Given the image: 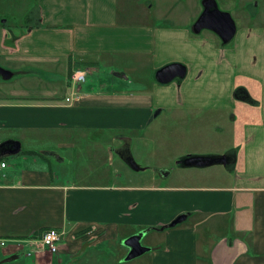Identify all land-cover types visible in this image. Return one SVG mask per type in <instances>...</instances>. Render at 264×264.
Instances as JSON below:
<instances>
[{
    "label": "crops",
    "instance_id": "crops-1",
    "mask_svg": "<svg viewBox=\"0 0 264 264\" xmlns=\"http://www.w3.org/2000/svg\"><path fill=\"white\" fill-rule=\"evenodd\" d=\"M162 1L153 15L135 9L132 18L118 0H17L22 10L0 0V65L17 75L0 77V143H21L13 158L2 156L0 260L16 253L13 264H69L85 243L125 238L188 213L192 221L166 229L138 262L116 264H264V19L239 9L235 35L223 44L209 30L192 31L198 0ZM18 13L23 17L8 25ZM170 63L183 65L184 77L158 82L156 71ZM77 68L87 75L74 85ZM241 100L246 122L240 144L227 152L234 172L227 184L180 177L170 185L124 183L122 173L104 172L112 152L106 136L93 140L98 148L80 144L92 130L148 128L163 110L216 109L234 119ZM47 139L80 162L99 163L100 174L92 175L99 181H60L65 173L50 164L48 149L32 145ZM81 169L86 177L89 169ZM230 219L243 229L219 234ZM48 228L62 231L55 252L39 244Z\"/></svg>",
    "mask_w": 264,
    "mask_h": 264
},
{
    "label": "rangeland",
    "instance_id": "rangeland-1",
    "mask_svg": "<svg viewBox=\"0 0 264 264\" xmlns=\"http://www.w3.org/2000/svg\"><path fill=\"white\" fill-rule=\"evenodd\" d=\"M13 1L15 2V8L22 10V7H19L16 3L17 0ZM158 1L159 0H118V8L119 11L123 13L126 10H131L134 15L132 18H136L135 9H140L141 12L146 11L153 15L154 11L158 8ZM216 1L219 8L228 11L236 22L237 11L244 7L247 14L253 11L256 14L258 13V19H264V0H239L235 6H233V3L236 0H230V2L229 0ZM159 3H161V6H164L162 0H160ZM198 4L200 7V0H198ZM19 13L17 17L14 16L9 19L7 17H2L1 20L7 18L6 23L8 25H13L15 21L17 22L19 20L18 17L22 16V14ZM16 76L17 75H13L11 78L13 79ZM239 82L248 83V80L239 78ZM241 85L242 84H239L238 87H241ZM237 104L238 109L233 111L235 113L234 119H230L229 114V116L219 117V110L216 109L191 112L183 111L184 115L178 114L182 112L171 113L167 110H163L152 118V122L148 128H143L138 131L120 130L117 132L116 130H112L111 132L105 131L104 134L98 130H92L93 132H87V137L80 142V144H87L89 146L88 149L92 148V146L98 148L99 143H95L94 141L100 142L104 139L103 137L106 136L107 139L110 140L112 152L109 164H107L106 167L104 166V172L110 170L114 175L122 173L125 179L124 183L170 185L175 183L180 177L182 183L227 184L231 181V177L234 174L231 167L228 168L218 163L204 167L180 166L176 162L185 155H220L231 151L234 146H238L241 141V128L246 122V117L240 112L241 108L245 106V103L241 100L238 101ZM126 137H131L132 139V142L127 140V145L135 161L143 167L141 170H133L130 168L116 153V151L124 145L125 142L123 139ZM48 140L49 139L46 141L34 142L32 145L38 152H41L43 147L48 149L47 151L49 154L47 153V155L50 164L56 166L58 169L62 168L63 173H65L64 176L60 177V181H67L68 178H76L78 181H99V179L92 178V175L94 176L101 172V165L99 163L96 161L84 162V160L89 157L84 158V160L80 162L75 152L71 153L70 151L71 154H65L64 150H57L54 144H49L50 142ZM22 146L26 148V142H23ZM83 150H87V146ZM93 152L94 151L91 149L89 156ZM14 156V154L7 155L5 158L8 160ZM58 157L66 158L65 160H61L58 159ZM72 159L77 161L75 168ZM40 165L41 164H32L30 167H39ZM81 167L89 169V174H87L86 177H81ZM193 219L194 216H190L189 219H186L184 222L189 223V221ZM225 226L227 227L226 229L219 228V234L225 231L226 235L229 234L232 236L235 234V231L238 233L243 229L239 223L235 222L233 219L227 221ZM169 228L171 227L163 229L150 228L141 236L142 245L153 247L158 242H161L163 232ZM124 239L125 238L120 235L118 238L105 239L97 245H88L83 252L74 256L69 264H116L117 261L127 262L124 261V257L129 248L123 244ZM139 258L141 257L133 259L132 262H138V260H140ZM17 260L19 259H13L4 263L13 264V262Z\"/></svg>",
    "mask_w": 264,
    "mask_h": 264
},
{
    "label": "water",
    "instance_id": "water-1",
    "mask_svg": "<svg viewBox=\"0 0 264 264\" xmlns=\"http://www.w3.org/2000/svg\"><path fill=\"white\" fill-rule=\"evenodd\" d=\"M202 10L194 23L192 24V31L198 33L201 30H209L219 37L223 44L231 41L235 35L236 25L232 15L225 10H221L216 0H201ZM4 21V20H2ZM12 71L5 69L0 65V77L4 80L9 79L12 76ZM185 75V67L178 63H170L162 68L158 69L155 73V79L160 83H168L173 79H181ZM245 96V95H243ZM248 96V95H247ZM247 96L245 99L247 100ZM241 99L242 96L240 95ZM126 142V141H124ZM21 150V143L17 140H6L0 143V157L6 155L16 154ZM116 153L120 158L133 170H141L143 167L139 165L133 158L130 148L127 145L123 150L118 149ZM54 154V153H53ZM180 166H197L204 167L212 164H222L227 166L228 153L224 154H209V155H185L177 160ZM188 213L178 214L167 224L162 226H150L145 229L139 230L135 234L125 237L123 244L129 248L127 254L124 257L125 261L142 255L149 251L151 247L144 246L141 243V236L150 228L163 229L166 227H172L176 224L184 221L187 218ZM87 246L85 243L81 249ZM18 255L12 254L0 260V264L16 259Z\"/></svg>",
    "mask_w": 264,
    "mask_h": 264
},
{
    "label": "built area",
    "instance_id": "built-area-1",
    "mask_svg": "<svg viewBox=\"0 0 264 264\" xmlns=\"http://www.w3.org/2000/svg\"><path fill=\"white\" fill-rule=\"evenodd\" d=\"M86 79V71L83 69H75L73 70L71 74V80L73 84H77L80 82L85 81ZM72 97H67L66 100H71ZM7 167V163L5 160H0V175L2 174V171ZM62 235V231L56 229V228H49L46 231L43 232L41 238H40V246L42 248H47L51 252H55L58 249V241L60 240V237ZM4 239H0V245L5 244Z\"/></svg>",
    "mask_w": 264,
    "mask_h": 264
},
{
    "label": "flooded vegetation",
    "instance_id": "flooded-vegetation-1",
    "mask_svg": "<svg viewBox=\"0 0 264 264\" xmlns=\"http://www.w3.org/2000/svg\"><path fill=\"white\" fill-rule=\"evenodd\" d=\"M4 21L1 20V22H5V19H3ZM125 147H127V142L124 143V145L122 146V148L120 149H124ZM228 161H229V164L227 166H230L231 162L233 161V154H228Z\"/></svg>",
    "mask_w": 264,
    "mask_h": 264
},
{
    "label": "trees",
    "instance_id": "trees-1",
    "mask_svg": "<svg viewBox=\"0 0 264 264\" xmlns=\"http://www.w3.org/2000/svg\"><path fill=\"white\" fill-rule=\"evenodd\" d=\"M1 24H4V23H1ZM0 159H5L4 157H0Z\"/></svg>",
    "mask_w": 264,
    "mask_h": 264
}]
</instances>
